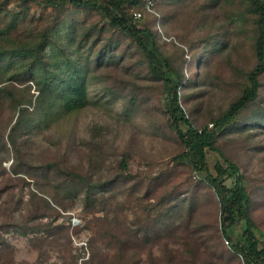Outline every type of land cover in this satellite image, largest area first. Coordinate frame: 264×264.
Wrapping results in <instances>:
<instances>
[{"label": "rangeland", "instance_id": "1", "mask_svg": "<svg viewBox=\"0 0 264 264\" xmlns=\"http://www.w3.org/2000/svg\"><path fill=\"white\" fill-rule=\"evenodd\" d=\"M25 1L0 0V264H244L213 188L177 157L162 80L133 40L94 8ZM159 9L180 105L212 127L249 83L256 13L249 0ZM258 79L207 161L213 174L222 155L239 167L264 243V69ZM77 82L85 103L68 111Z\"/></svg>", "mask_w": 264, "mask_h": 264}, {"label": "trees", "instance_id": "2", "mask_svg": "<svg viewBox=\"0 0 264 264\" xmlns=\"http://www.w3.org/2000/svg\"><path fill=\"white\" fill-rule=\"evenodd\" d=\"M41 1L53 7L70 3L74 6L94 8L113 27L118 28L133 40L136 48L146 58L152 74L162 80L165 94L164 111L168 115L170 127L175 130L184 148L177 157L185 160L196 176L205 180L216 194L220 208V228L229 247L241 256L244 264H264V243L256 234L257 228L250 214L251 198L243 174L233 161L223 155V161L214 165L215 174L211 172L207 161V150L215 148L217 130H221L230 124L234 117L257 95L260 86L258 76L264 69L263 2L261 0H249L250 8H253L257 16L258 36L255 40L257 62L249 71L248 85L216 119L212 120V127H208L207 124L196 127L186 116L179 102L178 91L182 84V75L174 69L169 58L160 51L155 40V33L159 32L158 29L162 21V13L159 9L161 0H154L151 9L145 11L143 18L137 21L133 19L129 10L133 6L141 7L144 3L143 0ZM84 103L85 85L82 82H77L71 87V92L65 99L64 108L69 111L80 108ZM13 171L17 170L13 169ZM227 178H232L230 185L225 183ZM87 197H90L88 193ZM241 221H244L245 226L235 239L231 235L232 226Z\"/></svg>", "mask_w": 264, "mask_h": 264}, {"label": "built area", "instance_id": "3", "mask_svg": "<svg viewBox=\"0 0 264 264\" xmlns=\"http://www.w3.org/2000/svg\"><path fill=\"white\" fill-rule=\"evenodd\" d=\"M144 3L141 7L133 6L130 8V12L135 21L142 19L144 16V12L151 9L154 0H143Z\"/></svg>", "mask_w": 264, "mask_h": 264}]
</instances>
